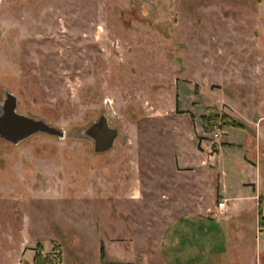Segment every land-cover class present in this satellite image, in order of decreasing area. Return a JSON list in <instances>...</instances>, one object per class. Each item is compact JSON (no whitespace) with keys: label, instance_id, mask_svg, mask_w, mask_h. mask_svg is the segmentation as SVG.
Masks as SVG:
<instances>
[{"label":"rangeland","instance_id":"1","mask_svg":"<svg viewBox=\"0 0 264 264\" xmlns=\"http://www.w3.org/2000/svg\"><path fill=\"white\" fill-rule=\"evenodd\" d=\"M7 91L64 136L0 139V264H183L160 248V207L140 204V167L159 172L188 122L264 198V0H0ZM103 118L118 136L98 152ZM254 205L229 238L208 220L210 247L184 264H264Z\"/></svg>","mask_w":264,"mask_h":264},{"label":"crops","instance_id":"2","mask_svg":"<svg viewBox=\"0 0 264 264\" xmlns=\"http://www.w3.org/2000/svg\"><path fill=\"white\" fill-rule=\"evenodd\" d=\"M183 125L186 127L187 136H184L183 142L177 143L179 136L182 135H174L178 138L173 140L171 154H168V158L165 156L158 160L162 165L159 172L154 167L148 171L140 167V176L147 174L148 183L144 184L140 179V204L146 206L153 203L160 207V210L159 207L157 209L158 220L164 219L167 224L163 230L160 248L168 254L181 256L178 260L184 264L194 261L187 258L188 255H198L204 249V245L207 249L210 247L212 235L208 220L218 224L215 233L217 236L224 238L226 233L229 238L232 236L228 233L230 220L245 215V207L247 204L250 205L252 200L255 201V205L251 220L256 226L264 198L258 194L257 183L248 177H241L239 171L233 175L229 170L228 173L215 167L213 163L216 162L221 147L218 145L215 151L210 148L208 141L203 139L205 135L202 134L199 122L196 127L190 122ZM225 143L227 144L221 146L237 145L234 141ZM243 164L246 165L245 169L247 166H254L246 160V155ZM231 175L232 181H235L233 187H230L228 182ZM209 198L212 199L211 203ZM257 199L260 209L258 216ZM220 200L226 201L223 210L217 208V201ZM176 207L180 209L175 210ZM233 228L237 232L241 230V226L232 227L231 230L234 232ZM183 239H186V244L181 241Z\"/></svg>","mask_w":264,"mask_h":264},{"label":"water","instance_id":"3","mask_svg":"<svg viewBox=\"0 0 264 264\" xmlns=\"http://www.w3.org/2000/svg\"><path fill=\"white\" fill-rule=\"evenodd\" d=\"M12 108L3 116L0 115V137L13 143H19L22 140L32 136L35 133L43 132L54 136H64V131L52 126L43 119H35L17 112V98L14 94L6 92ZM90 136L95 139L96 150L105 152L110 149L117 136L118 131L109 127L106 118L96 123L88 130Z\"/></svg>","mask_w":264,"mask_h":264},{"label":"flooded vegetation","instance_id":"4","mask_svg":"<svg viewBox=\"0 0 264 264\" xmlns=\"http://www.w3.org/2000/svg\"><path fill=\"white\" fill-rule=\"evenodd\" d=\"M12 108V104L10 103V99L8 98L7 93L3 96L2 102H0V115L3 116ZM0 139H4L1 138Z\"/></svg>","mask_w":264,"mask_h":264},{"label":"built area","instance_id":"5","mask_svg":"<svg viewBox=\"0 0 264 264\" xmlns=\"http://www.w3.org/2000/svg\"><path fill=\"white\" fill-rule=\"evenodd\" d=\"M216 136H218V133H216ZM225 206H226V201L225 200L218 201L217 208L219 210H223L225 208Z\"/></svg>","mask_w":264,"mask_h":264},{"label":"trees","instance_id":"6","mask_svg":"<svg viewBox=\"0 0 264 264\" xmlns=\"http://www.w3.org/2000/svg\"><path fill=\"white\" fill-rule=\"evenodd\" d=\"M261 224H262L261 226H264V220H263V219H262V221H261Z\"/></svg>","mask_w":264,"mask_h":264}]
</instances>
